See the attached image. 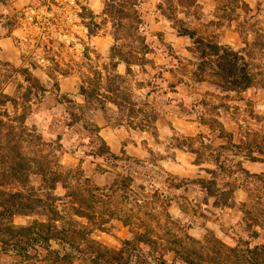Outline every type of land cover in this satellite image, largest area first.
I'll use <instances>...</instances> for the list:
<instances>
[{
  "label": "rangeland",
  "instance_id": "rangeland-1",
  "mask_svg": "<svg viewBox=\"0 0 264 264\" xmlns=\"http://www.w3.org/2000/svg\"><path fill=\"white\" fill-rule=\"evenodd\" d=\"M0 14L2 60L46 89L29 123L101 190L92 220L73 219L85 254L38 247L0 264H264V0H0ZM99 121L142 156L104 154ZM173 162L195 174L162 167Z\"/></svg>",
  "mask_w": 264,
  "mask_h": 264
},
{
  "label": "trees",
  "instance_id": "trees-1",
  "mask_svg": "<svg viewBox=\"0 0 264 264\" xmlns=\"http://www.w3.org/2000/svg\"><path fill=\"white\" fill-rule=\"evenodd\" d=\"M253 34L258 35L257 31ZM239 35L242 38V33ZM90 36L94 37L93 34ZM128 55V60L137 59L132 53ZM137 61L142 65L147 59L142 56ZM16 76L21 77L25 85L21 87V97L7 92ZM45 93L43 84L29 70L17 69L0 56V256L12 254L29 259L30 250L37 253L38 247L54 255L58 261L69 259L73 254H85L79 247L81 235L73 219L92 220L95 213L94 194L101 190L83 172L63 167L59 143L48 142L37 127L29 123L33 105L42 103ZM102 143L104 154L117 158L103 140ZM90 155L102 158L103 152ZM33 176L41 178L39 187L32 185ZM59 186L67 191L65 198L71 200L72 220L67 224L59 205L63 199L56 195ZM33 216L38 219L28 225L18 226L15 223L16 217ZM51 241L64 244L70 252L66 251V247L62 248L63 253L52 251ZM94 263L100 264L99 261Z\"/></svg>",
  "mask_w": 264,
  "mask_h": 264
},
{
  "label": "crops",
  "instance_id": "crops-1",
  "mask_svg": "<svg viewBox=\"0 0 264 264\" xmlns=\"http://www.w3.org/2000/svg\"><path fill=\"white\" fill-rule=\"evenodd\" d=\"M162 1V0H157ZM204 1H217V0H204ZM117 109V106H114ZM99 127V136L106 143L110 152L115 156H121L127 153L133 158H140V145L128 143L129 134L125 130L124 126L118 128H112L104 124L103 122H97ZM99 159V158H97ZM85 166L86 162H83ZM92 166L94 164H91ZM95 166V165H94ZM162 167L169 173L174 174L182 178L192 177L195 174L194 168H197L195 163H162Z\"/></svg>",
  "mask_w": 264,
  "mask_h": 264
}]
</instances>
